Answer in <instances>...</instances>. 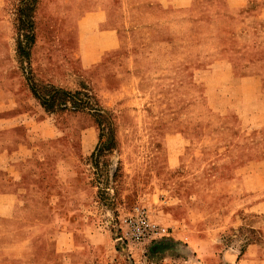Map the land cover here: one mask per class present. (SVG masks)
I'll use <instances>...</instances> for the list:
<instances>
[{
    "label": "rangeland",
    "instance_id": "1",
    "mask_svg": "<svg viewBox=\"0 0 264 264\" xmlns=\"http://www.w3.org/2000/svg\"><path fill=\"white\" fill-rule=\"evenodd\" d=\"M217 1L36 0L27 59L23 0H0V119L32 126L27 193L14 211L0 200V264H264V131H240L244 145L231 147L224 130L256 120L264 99L227 79L248 36L225 32L246 20H218ZM52 88L82 92L85 107L47 112L33 90ZM240 106L244 122L231 111ZM4 134L2 156L15 151ZM136 209L166 234L116 242Z\"/></svg>",
    "mask_w": 264,
    "mask_h": 264
},
{
    "label": "crops",
    "instance_id": "2",
    "mask_svg": "<svg viewBox=\"0 0 264 264\" xmlns=\"http://www.w3.org/2000/svg\"><path fill=\"white\" fill-rule=\"evenodd\" d=\"M136 1H145V0H136ZM161 3L165 9L170 10L174 8L184 9L189 8L193 4V0H153ZM253 4H262L257 8V16L250 17V19H246L245 16H240L239 13L249 7H252ZM216 8L218 9V14L216 18L218 20H223L225 22L228 21H241L246 20L244 26H241L239 30H233L230 32H225V34H237V35H246L248 36L245 44H243L242 48L244 50L243 58H241L240 63L237 64L239 68V74L236 76H228V81L234 82L242 93L249 95L250 98H255L261 100L264 99V60L260 57L254 59V55L256 51H264L262 47H260V42L258 43L255 36L262 34L264 36V0H218L216 3ZM101 12H97L96 14L100 15ZM264 45V44H263ZM246 53V54H245ZM260 55V54H259ZM222 64L227 70L229 68L236 67V62L229 61L227 58L226 62ZM221 65L219 63L217 66ZM216 66V67H217ZM205 84H202V89L204 91ZM244 95H242L243 97ZM232 109V113L235 116H239L240 120L244 122L246 115L244 114V108L240 106V108ZM243 108V110H242ZM230 113L227 116H230ZM253 114V112H250ZM257 119L250 120L247 126H242L238 128V125L234 129L231 126L226 125L224 130L227 132H231L232 139L227 140L226 145L231 147H240L244 145L243 142L240 141L239 138H235L236 134L241 131V133H245L248 136L252 137L256 133H261L264 131V111L258 112L254 115ZM243 124V123H242ZM30 123H22L7 119H0V133H5L9 138L10 144H8V148H11L13 145L15 146V151L11 152L7 150V154L0 155V178H3V182H7V185L1 182L0 180V200L8 199L9 207L7 210L14 211L17 210L21 200L22 195L27 193L26 189L18 188L20 184L23 182L25 177V172L23 171V166L27 164L30 160V147H29V134L28 132H32ZM4 134V135H5ZM234 136V137H233ZM261 145V143H249V145ZM10 150V149H9ZM236 158H233L231 161H235ZM6 178V180H4ZM264 203V200H261ZM4 208V207H2ZM1 208V209H2ZM264 209V206H263ZM7 217L3 214H0V217ZM232 254L229 255V257Z\"/></svg>",
    "mask_w": 264,
    "mask_h": 264
},
{
    "label": "trees",
    "instance_id": "3",
    "mask_svg": "<svg viewBox=\"0 0 264 264\" xmlns=\"http://www.w3.org/2000/svg\"><path fill=\"white\" fill-rule=\"evenodd\" d=\"M36 0H23L24 9L21 8L19 10V30L21 32L22 40L18 42V53L20 57H24L29 59V50L32 45L35 43V35H34V21L30 12L34 8V3ZM33 94L37 100H39L40 104L47 112H54L55 109L60 110H73V111H81L80 108L83 109L85 107L79 97L84 95L82 92L71 93L61 89L52 88L46 90V92L40 93L36 89L33 90ZM89 98V95H86ZM97 117L98 125L100 127L103 126V122H108L109 120L103 115V111H96L94 114Z\"/></svg>",
    "mask_w": 264,
    "mask_h": 264
},
{
    "label": "built area",
    "instance_id": "4",
    "mask_svg": "<svg viewBox=\"0 0 264 264\" xmlns=\"http://www.w3.org/2000/svg\"><path fill=\"white\" fill-rule=\"evenodd\" d=\"M119 225L115 240L127 246L146 245L167 232L156 225L142 209H136L133 214L122 218Z\"/></svg>",
    "mask_w": 264,
    "mask_h": 264
}]
</instances>
